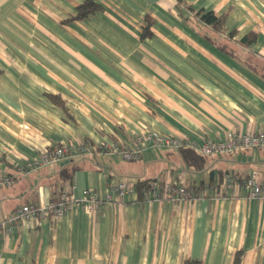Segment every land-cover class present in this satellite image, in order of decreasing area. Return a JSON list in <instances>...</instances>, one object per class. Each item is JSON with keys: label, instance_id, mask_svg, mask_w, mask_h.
I'll use <instances>...</instances> for the list:
<instances>
[{"label": "crops", "instance_id": "1", "mask_svg": "<svg viewBox=\"0 0 264 264\" xmlns=\"http://www.w3.org/2000/svg\"><path fill=\"white\" fill-rule=\"evenodd\" d=\"M0 0V221L26 203L46 204L67 184L60 165L21 174L17 165L62 142H131L147 128L202 143L227 132L264 130V77L221 51L196 16H225L243 57L264 63V0ZM249 34V46L238 42ZM77 159V158H76ZM70 192L101 195L111 182L172 179L197 188L224 174H264V149L206 156L202 168L180 150L149 147L135 161L80 157ZM218 199L109 202L96 213L0 234V264H264V199L239 188Z\"/></svg>", "mask_w": 264, "mask_h": 264}, {"label": "built area", "instance_id": "2", "mask_svg": "<svg viewBox=\"0 0 264 264\" xmlns=\"http://www.w3.org/2000/svg\"><path fill=\"white\" fill-rule=\"evenodd\" d=\"M149 147H163L171 150L186 147L203 156L231 154L246 149H264V130L245 133L229 131L219 140H204L198 143L185 135L177 136L144 128L134 133L131 142L118 138L99 144L62 142L51 151H42L34 158L19 163L17 170L25 175L48 165H58L63 161L100 153L119 154L126 161H135ZM14 179L12 174L0 172V187L12 185ZM239 188L246 192L249 199H264V174L254 171L246 177H240L226 173L220 183H205L197 188L172 179L164 182L152 179L139 186L136 182L128 180L111 182L108 192L104 195L95 190L84 189L81 196L76 197L70 190H62L58 193L56 200L46 204L26 203L15 209L0 221V234L8 236L22 227L33 228L36 224L49 222L51 218L59 220L74 210L93 214L109 202L125 203L133 198L145 203L162 201L174 204L190 203L204 198L218 199L224 195L223 192Z\"/></svg>", "mask_w": 264, "mask_h": 264}, {"label": "trees", "instance_id": "3", "mask_svg": "<svg viewBox=\"0 0 264 264\" xmlns=\"http://www.w3.org/2000/svg\"><path fill=\"white\" fill-rule=\"evenodd\" d=\"M100 9V5L92 0H83V2L77 7V13L74 18L76 19H85L90 14L94 13L96 10ZM196 16L199 17L200 21L211 27L213 31L215 32V37H209L208 39L216 45L218 49L221 51L227 53L228 55H231L237 59H240L243 61L250 69H252L254 72L258 73L262 77H264V63H260L258 60H256V57H253L252 55H247L246 57L242 58V55L240 53V50L234 45L233 40L235 32L230 31L226 32L224 27L225 22V14L220 15L215 13L214 11H198L195 13ZM256 39V34H249L245 37H243L238 44L242 47L249 46L251 43H253ZM232 42V43H231ZM181 153L183 154L186 162L190 165L196 166V168H202L203 164L205 163L206 156H203L196 152L195 150L191 148L183 147L179 149ZM83 157V156H82ZM92 157V156H91ZM60 165L59 171L54 178L55 181H59L62 184H67L69 187V190L73 186V178L76 173L81 168V163L79 158H75L72 160H68L66 163L63 161L62 163H59ZM149 180L146 181H138L136 182L137 185L145 184ZM59 193V192H58ZM56 194L55 198L53 200H56V197L58 195ZM242 256V252H237L234 260V264H239L240 259ZM183 264H202L199 260L189 259L185 260Z\"/></svg>", "mask_w": 264, "mask_h": 264}, {"label": "rangeland", "instance_id": "4", "mask_svg": "<svg viewBox=\"0 0 264 264\" xmlns=\"http://www.w3.org/2000/svg\"><path fill=\"white\" fill-rule=\"evenodd\" d=\"M151 130H153V129H151ZM162 133H164V132H162ZM171 134H173V133H171Z\"/></svg>", "mask_w": 264, "mask_h": 264}, {"label": "water", "instance_id": "5", "mask_svg": "<svg viewBox=\"0 0 264 264\" xmlns=\"http://www.w3.org/2000/svg\"><path fill=\"white\" fill-rule=\"evenodd\" d=\"M66 163L68 162V161H65Z\"/></svg>", "mask_w": 264, "mask_h": 264}]
</instances>
